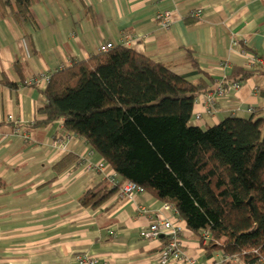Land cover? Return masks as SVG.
I'll return each instance as SVG.
<instances>
[{"label":"crops","instance_id":"1","mask_svg":"<svg viewBox=\"0 0 264 264\" xmlns=\"http://www.w3.org/2000/svg\"><path fill=\"white\" fill-rule=\"evenodd\" d=\"M166 12L169 27L160 19ZM33 14L35 25L0 13V178L6 183L0 190V264H78V255L99 264H162L159 253L168 238L146 240L140 231L165 220L183 227L179 241L186 258L242 264L221 250L208 256L176 209L147 191L125 198L117 192L95 209L81 206L87 189L111 185L107 174L115 171L108 163L101 171L102 156L62 120L43 123V90L27 81L113 43L195 82L205 77L186 62L192 49L200 69L216 79L212 100L195 102L192 125L208 129L259 109L264 118V67L239 89L216 93L233 66L253 68V53L264 58V0H36ZM4 78L17 86L3 84ZM69 154L76 162L57 172L54 166Z\"/></svg>","mask_w":264,"mask_h":264},{"label":"trees","instance_id":"2","mask_svg":"<svg viewBox=\"0 0 264 264\" xmlns=\"http://www.w3.org/2000/svg\"><path fill=\"white\" fill-rule=\"evenodd\" d=\"M35 3L0 0V13L11 12L19 23L35 25ZM186 62L205 79L191 82L187 75L126 46L79 61L50 76L42 91L43 123L62 120L122 182H134L173 206L208 256L221 250L242 264H263L261 109L247 118L228 117L208 129L192 125L196 100L212 90L216 79L200 69L194 50L187 49ZM261 69L258 64L251 69L233 66L222 84H242ZM2 83L17 86L5 78ZM76 160L69 154L54 169L63 172ZM5 186L0 178V190ZM119 189L102 182L87 189L79 202L95 209Z\"/></svg>","mask_w":264,"mask_h":264},{"label":"built area","instance_id":"3","mask_svg":"<svg viewBox=\"0 0 264 264\" xmlns=\"http://www.w3.org/2000/svg\"><path fill=\"white\" fill-rule=\"evenodd\" d=\"M169 15L170 13L166 12L160 16L161 20L164 19L162 26L169 27L171 25V20ZM201 16H202V12L201 10H198L195 13V17L199 18ZM113 49H115V45L113 43L103 44L100 46V53H107ZM253 58L255 65L258 64L264 67V59L256 58L255 56ZM49 81H50V76L43 75L37 78L29 79L27 83L30 85H35L39 88H42V90H44L47 87ZM240 86L241 84L236 83L230 86L229 88L237 90L240 88ZM229 88L224 87V85L221 83L220 87L216 91L218 97L224 96L228 92ZM202 96L203 97L207 96L210 100H212L213 97L211 93L203 94L200 97ZM200 97L196 100L197 102L200 100ZM251 111L252 110H250V112ZM200 119H201V115L197 114L196 120H200ZM106 167H107L106 161H102L101 163L98 164V168L101 171L106 169ZM107 177L112 187H120L118 193L119 196L122 198L129 197L135 193L145 192V190L141 186L137 185L134 182H130V181L122 182L121 179L118 178L117 173L115 172H111L110 174H107ZM182 233H183L182 226L176 225L171 221L165 220L162 222L152 223L149 227L142 229L140 231V236L146 240H151V241H158L162 236H166L168 238L167 244L159 253V260L160 263L162 264H170L173 262H178L179 264H199L194 259L186 258L184 256L179 241V238ZM207 238L208 237L206 236V239ZM76 261L78 262V264H99V260L91 258L89 256H82V255L76 256Z\"/></svg>","mask_w":264,"mask_h":264}]
</instances>
